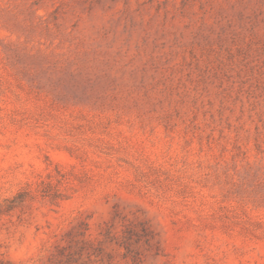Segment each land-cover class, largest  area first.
Segmentation results:
<instances>
[{"label": "rangeland", "instance_id": "obj_1", "mask_svg": "<svg viewBox=\"0 0 264 264\" xmlns=\"http://www.w3.org/2000/svg\"><path fill=\"white\" fill-rule=\"evenodd\" d=\"M0 264H264V0H0Z\"/></svg>", "mask_w": 264, "mask_h": 264}, {"label": "trees", "instance_id": "obj_2", "mask_svg": "<svg viewBox=\"0 0 264 264\" xmlns=\"http://www.w3.org/2000/svg\"><path fill=\"white\" fill-rule=\"evenodd\" d=\"M24 197H25L24 193L18 191L17 193H15L10 197L3 198L0 201V211H2L3 209L5 210L12 209L13 207H15V205L20 203V201H22Z\"/></svg>", "mask_w": 264, "mask_h": 264}]
</instances>
